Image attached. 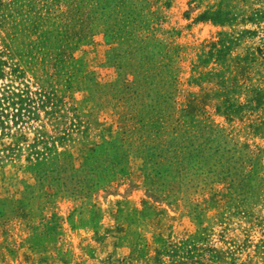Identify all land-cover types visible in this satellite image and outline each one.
<instances>
[{
    "label": "rangeland",
    "instance_id": "obj_1",
    "mask_svg": "<svg viewBox=\"0 0 264 264\" xmlns=\"http://www.w3.org/2000/svg\"><path fill=\"white\" fill-rule=\"evenodd\" d=\"M0 264H264V0H0Z\"/></svg>",
    "mask_w": 264,
    "mask_h": 264
}]
</instances>
